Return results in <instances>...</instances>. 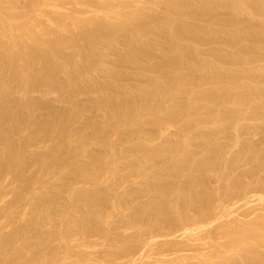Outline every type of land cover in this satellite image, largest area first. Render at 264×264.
Returning a JSON list of instances; mask_svg holds the SVG:
<instances>
[{"label": "bare ground", "instance_id": "1", "mask_svg": "<svg viewBox=\"0 0 264 264\" xmlns=\"http://www.w3.org/2000/svg\"><path fill=\"white\" fill-rule=\"evenodd\" d=\"M41 1L42 0H38V1L36 0L33 2L34 4L36 3L35 4L36 10L34 12L37 15L38 14H40V15L38 17L34 16L32 19H29V20H25L24 18L20 17L19 15L16 16V15H14V13H13V15L11 14L12 16L11 15L6 16L4 13L1 14V12H0V84H1L0 86H2L3 88L5 87L4 90L7 89L6 86L9 83V80H7V79L9 77L8 75H9L10 71L7 75V73H5V71H6L5 67H6V65L8 67L9 64L15 65L16 67H18L17 70H19L20 67H21L20 70L23 68L21 70L20 75L23 77L22 79L25 82H26V79L28 81L29 76H32V74L30 75V73L33 70L30 71L28 69V67L34 68L36 70L35 67L38 66L39 61H40L39 66H40V64H42V70L41 71H43V75H44V73H46L45 75L47 76L48 82H51L53 80L54 75H55V71H58L57 73H60L59 70L60 71L63 70V72L68 71L69 74H71L70 71H73V70L69 71V69H70L69 67L72 66L73 63L71 62V64H69L70 63L69 61L72 59V56H69V57H71V59L69 61H67V62H69L67 64L70 65V66L68 65L69 66L68 67L67 64H65L66 59L63 60L62 59L63 57L61 58L59 56L62 54L60 52L61 51L60 49L62 46L63 47L66 46L67 47V48L65 47L66 50L72 49L73 51L74 50H75V52L78 51L81 54V55H79V57H78V55H75V54H71V55H75L78 58H80V56H81L82 63L79 59L80 64H82L81 68L83 70H86V72L88 70L90 71V69H93L94 67L97 69H100V67H101V69L106 67V68L102 69L103 74H105L106 78L104 80L101 78L102 80H99L97 82L88 81V78L91 75L89 77H87V75H85L84 73L82 74L79 71L82 74V75L80 74L81 75L80 79L84 80L85 84H86V82L89 84L87 89L88 90L94 89L99 93L98 98L95 99L94 102L92 103V110H94L98 114L103 113V116L101 118L94 115L92 113L91 109H89L87 107H82L81 105H78V104H75V101L73 99L74 106L72 107V110H69L67 112V114H65L66 115L65 117L66 118L69 117V119L72 120L73 122L76 121L79 124L78 128L77 127L74 128L75 125L74 126H72V125L68 126V124L66 122H65V124H63L64 122L62 123L60 120L57 121L56 119H55L56 121H46L43 123H42V121H41V123L39 121H38L39 123L37 121L31 122L30 124H34L33 127H32V125H28L29 127L31 126V128L35 129V136L39 137V139L44 136V137L50 138L53 141V146L49 147L46 151H43L42 153L40 152V154L36 153L39 155L37 157H31V156H28L25 154L24 148L26 146L27 141L22 142L20 140V142H19V141H16L17 138L16 139L14 138L13 140H11L12 136L14 137L17 135V133H20L19 130H22L24 128V126L28 124L27 122L30 120H28L26 122L23 119H19V117L17 118L16 107H14L13 104L10 103V101H7L8 97H9L8 96L9 90H6V92L3 95H0V144H2V146L1 145L0 146L1 147L4 146V149L2 151L3 154L0 155V175L4 171H7V170L12 172V174L16 178L17 182H19L17 184V187H16L17 199L20 197H21V199L26 198V195H28V193H26L28 191H26V190H28V188L30 189V187L33 184L34 185L39 184L37 181H39L40 178H38V176H37V179H36V175L30 176L28 178H26V177L24 178V172L27 170V167H29L32 163H33L32 165H34V163L37 166L40 165L42 168L41 169L42 173H45L47 171L52 170L58 176L57 177L58 180L56 179L57 184L47 185V186L44 185L45 189L43 190V192L40 195H38V196L36 195V197L31 196L32 197L31 206H32L33 210L31 208L32 213L31 214L29 213L31 215L29 218L30 219L29 221L31 224L29 223V226H31V228H32L31 231L33 233H35L34 235H36V237H38V238L41 237L40 239L43 240V241H39L40 240L39 239L38 240L39 242H41L43 244V242L47 241L51 237V235L43 232V230H42L43 226L42 225L46 222L48 223V220L50 222L55 223L56 221H53V219L54 218L57 219L56 216L58 217V215H63L65 217L64 223H67L66 226H64L65 224H63V227L62 226H59V227L54 226V227H56V230L60 229L59 230L60 232L62 231L63 233H68V232H72L76 228L77 229L78 228H80V229L84 228L85 230H87V229L89 230L93 226L92 221H95V220H92V219L93 218L95 219L97 211L99 209L104 208V206L106 204L109 205V202H108L109 193L113 192V190L115 188H117L116 185H117V183H119L118 181H120L121 179L123 181L131 173L133 174L136 172L137 174L139 173V174L144 175L146 173L151 172L152 169H155L157 166L156 165L155 168L153 166V163L156 160L158 162L160 161L159 162L160 164H161V161L163 163L167 162L169 164V166L165 170L163 169V171H160L162 169H160V170L158 169V171H154L152 175L150 174L151 178H150V180H147V189H150L152 187L155 190L156 195H155V198H152V200H150L149 203H147V205L142 207L143 208V209H141L142 213L140 211L141 215H137V217L139 216L138 218L142 219V221L143 220H147V221L150 220V222H151V220L158 218L159 219L158 221H155L156 220L155 219L151 222V223L155 222L154 225L152 224V226H156V228L154 227L155 229H159V226L162 229L164 224L161 227L160 223L161 224L162 223L166 224L168 222L170 223V221H168V218L170 219V217H169L171 214L170 207L171 206L173 207V204L178 205L179 203H181V205H178V208L180 206L182 209V210H180L181 212H179V213H180V215H184V211L186 212L187 208L189 209L193 206L192 200H194L196 197H198V200L200 199V202L198 205L201 204V206H202V207L201 206L199 207V210L205 209V210L201 211V212H203L202 216H205L208 214L207 211H209V209L213 207L212 205H213V202L215 200L214 195L215 194L217 195V191L214 192V191H212V189L207 187L205 185V181L203 180V178L207 172L213 170L212 168L216 169L217 166L222 167L223 164L225 162H227V164H228L227 166H229V169H230L231 167L237 165L236 163H239L242 160L243 161L247 160V161L251 162V165L253 164L252 168L256 167L258 169L261 166L260 165L261 164L260 158H263V156L261 157V155L264 153H262L260 148L244 142V143H246L245 146L243 145V147H245L244 148L245 153H244V151H241L243 153H240V152L236 153V155H234L235 157L232 155L233 159L228 158L229 160H232V161H229V160H226V158L224 157L225 156L224 155L225 143H222V141H221V138H223V137L225 138L227 135H230V134L233 135L236 130H237V133H238V130L240 133L241 130L245 131V129H247V127L244 128V127H242V125H240L241 124L240 121H239L240 124L239 123H237V124L240 125L241 127L240 126L238 127L236 124V122L239 118L243 119L244 113H246L245 115H247V118H248V115H250L248 120H250L251 117L261 118L262 121L261 120L260 121L263 122V124L261 123V126H262V129L264 130V18L263 17L261 19L259 18L260 20L257 23H254L253 21H251V19L242 17L240 14V10H241L240 7H243V8L248 7L247 1H245V0H154V2L156 1V4H158V3L161 5L163 4V6H165V9H167V11L165 9H161L163 11L160 14H157V13L154 14L155 13V11H154L155 7H153V6H155V4L152 6L149 0H147L148 1L147 3L144 2L146 4L143 3L142 5L140 3L141 1L138 2L139 0H137V1L135 0L136 1L135 2L133 0L134 2L133 3L131 2L132 4L130 7H132V5H133L134 8L133 7L130 8L131 10L128 9L129 11H123V10L127 9V8L123 9L125 6L123 8L121 7L123 10H121L120 7H118L119 9L117 8V5H119V4H115V2L120 1V0H117V1L116 0H103V3H105V6H104V4H103V6H101V5L94 6L95 4L93 5V3H94L93 2L91 4L93 6V7L91 6L93 9L91 8L92 10L90 11L92 14L91 15L87 14L90 16L84 18L85 16H87V15H85L83 17L84 19L83 18L81 19L80 17H78V15H77L78 13H76V12H75L76 13V15H75L73 13H67L68 11L62 10L63 7L61 6V8H60L59 5H57L60 3H56V4H52V5H50L51 4L50 3L48 5L47 2L45 3L46 0L44 2H41ZM92 1L97 2L99 0H92ZM3 2H2V4H3ZM10 2L12 3V0L9 1L8 4ZM50 2H53V1H50ZM151 2H152V0H151ZM21 3H22V1H21ZM12 4H14V2ZM76 4H78V3H76ZM99 4H101V3H99ZM113 4L116 5V8H114L115 5H113ZM152 4H153V2H152ZM196 4H198V5L196 6ZM254 4H255L254 6L257 10H259V11L264 10V1L258 0V2L254 3ZM163 6H161V7H163ZM88 7H89V5H88ZM198 7H200V8H198ZM35 8H33V9H35ZM221 8H224L225 11H229V15L225 18L224 22L226 24L229 23L228 25L232 24V25H236V26H234V28L231 29L233 31H231L229 33V36L227 35L228 38L224 37L225 39H224L223 45H226L225 46L226 48L214 47L211 50L209 56L203 57V55L200 52L201 43L203 41L204 42L207 40L209 41V39L213 40L214 43H216L217 42L216 38L218 37L219 33L216 32L215 27L217 25H215V23L211 24V26H207V25L206 26H198L195 21L198 20L199 18H212V17L219 18L218 12L220 11ZM243 8H242V10L244 11ZM0 9H2V8H0ZM7 9H9V8H7ZM10 9H12V6L10 7ZM48 11H50L51 13L53 12L57 15L62 14L64 17H63V19L59 20V22H57L58 21L57 20V21H55L56 23H53L52 18H50L48 13H47ZM156 11H157V9H156ZM38 12H41V13H38ZM86 12H87V10H86ZM103 12H104V14H103ZM33 14L34 13H32V15ZM79 16L82 17V15H80V14H79ZM27 18H29V17L27 16ZM199 20H201V19H199ZM44 22L45 23L47 22L48 23L47 25H50V28L55 27V28H53L55 37L53 36L54 34L51 33L53 38L51 36L50 38H47V39H45V38L42 40L40 39L41 35L39 34V32L45 31L44 28H42V26L45 25ZM147 22L151 23V25H152L151 28L147 27V24H148ZM212 22H214V21H212ZM53 24H55V25L51 26ZM171 26L172 27L174 26L175 28L172 30L168 29ZM230 27H232V26H230ZM41 28L44 31H42ZM53 31H51V32H53ZM158 31L161 34L162 33L165 35L168 34L169 40L166 42V45L164 44L165 48H164V50H162L163 51L162 52L163 53L162 54L163 55L162 60L154 63L153 59H155V58H153V53H154L153 52V50H154L153 46L156 45L155 40H154V42H148L149 40L146 41L145 39H146V36L154 35L155 33H159ZM167 32H169V33H167ZM226 34H227V32H226ZM223 35H225V34H223ZM45 36L49 37L48 35H45ZM154 36H156V35H154ZM116 37L117 38L120 37V40L123 39V40H125V42L127 41V43H128V47L126 49L121 50V52H118V54H115L114 57L116 59V63L118 62L117 63L118 65L120 63L121 64H132V65H134L135 69L131 72H128L125 74H120L119 71L118 72L116 71V68L111 67V66L107 67V65L103 66L105 64V62L101 63L102 61H104L103 60L104 58H106V57L108 58V55H109L108 53H110V56H111V54L114 53V51H117V47L115 44H117V46L119 45L117 43V41H119V38L117 40ZM184 37L195 38L196 39V41H195L196 45L193 48L187 47V45H184V40H183V39H185ZM151 38L152 37H150V39ZM75 41H77L79 44L80 43L82 44L80 48H78V45H76L77 42L75 44ZM221 43H218L219 46L221 45ZM65 48H63V49H65ZM158 51H160V50H158ZM58 53H59V55H58ZM107 58H106V60H108ZM109 59L113 60V58H110V57H109ZM148 60H150L152 62L151 66L153 68H155L156 75H152V76H150L149 74L146 75V74H144V72H142V69L138 68L139 65H142V67H143V65L145 63H148L147 62ZM77 62H78V60H77ZM75 65L76 64H74V66ZM77 65H79V62ZM67 67L69 69H67ZM12 68H13V66H12ZM39 68L41 69V67H39ZM73 68H75V67L72 66V69ZM78 68H80V67H78ZM14 69L16 72V68H14ZM39 71L36 74H38V73L40 74ZM82 72H84V71H82ZM17 73L19 74L20 72L17 71L15 74H17ZM76 73H77V71H76ZM69 74H67V76ZM10 75H12V77H13V74H10ZM43 75H42V77H43ZM73 75L75 76V74H73ZM39 76H41V74ZM65 76H66V74H65ZM35 77L37 78V76H35ZM31 78H33V76L30 77V79ZM72 78H73V76H72ZM10 79H12V78H10ZM77 79L79 80V78H77ZM68 80H71V82H72V80H74V79H68ZM82 80H80V82L83 84ZM59 81H60V79H59ZM132 81H137V82L132 83ZM52 82H54V81H52ZM71 82H69V83L67 82V85H65L67 90H68V93H69V96H68L69 97L68 99H70L69 101H71L73 97L76 98L75 95L77 94V92L80 93L79 88H78L79 85L77 84L78 86H74V84H73L74 82L73 83H71ZM76 83H77V81H76ZM206 86H208V87H206ZM107 90H109V92ZM47 94H50V93H47ZM53 94H54V92H53ZM87 95H88V93H87ZM37 105H38V103H37ZM18 106H20V105H18ZM39 107H41V106H39ZM20 109H21V107H20ZM34 118L36 119V117H33V119ZM169 119H172V120L177 119L179 121V122H177L179 125V131H180V132H178L179 134H177V136L179 135V137H177L176 139H174V137H173V139H167V140L164 139L165 140L164 143H161L159 145H157V144L154 145L153 137L155 138V134L157 136V130L159 131V129L163 126V124L166 121H168ZM36 120H39V119H36ZM244 121H245V117H244ZM256 123H258V122H256ZM261 126H260V130H261ZM232 131H234V132H232ZM114 134H115V137L118 136L117 134L120 135V137H119L120 140L117 139L118 142L114 140L115 138L114 139L112 138ZM165 135H166V132H165ZM10 136H11V138H10ZM18 137H20V136H18ZM30 138H32V137H30ZM116 138H118V137H116ZM162 139L163 138L161 137V140ZM34 140H37V139H34ZM161 140H160V142H162ZM31 141H33V139ZM157 142H158V140H157ZM28 143H29V140H28ZM120 144L124 145V148ZM91 145H98V147H100V149L98 148L99 150L96 149L95 151L93 149L91 150L88 148ZM125 145L127 147H125ZM110 146H112L113 148ZM118 146H122V148H120V147L118 148ZM225 150H227V148ZM225 154H227V152H225ZM198 155H202V156L199 158ZM226 157H230V156L226 155ZM223 160H226V161L223 162ZM118 162L121 165H119ZM233 163H235V164H233ZM227 166L225 165L226 169H228ZM104 169H107L108 171L104 170ZM149 169H151V170L149 171ZM104 171H107V173L110 172V174H112V175L114 174L113 175L114 179H112V180L109 179L110 181L107 182L108 188L105 191H101V190H97V189L90 190L89 188L88 189L90 191H88V189H87V191H85V189L84 190L83 189L76 190L77 186L75 188L71 186L73 184V183H71V181H73V180L76 181V179H81V180L85 179V180L92 182L95 185L96 184H98V185L102 184V183H98V181H101L99 179H101V177H103L102 175L104 174L103 173ZM37 173H38V171L36 172V174ZM183 174L188 179V183H189L188 185L191 189H193L191 184H200L201 185V188H202L201 194L198 195L197 193L193 192L191 189L190 190L188 189L189 192L188 191H184V192L182 191L183 187H184V190L187 189V188L185 189V186L182 187L181 184H179V182H178V178H180V176L183 177ZM56 175L54 174V176H56ZM146 175H144V176H146ZM161 175L162 176L165 175L164 176L165 178L161 179L160 178ZM106 176H108V175H106ZM223 176H225V175H223ZM104 177H105V175H104ZM117 177H119L118 178L119 180L117 179ZM109 178H111V177H109ZM224 178H226V176ZM229 179L226 183L230 182L233 178L230 181H229ZM238 179H239V177H238ZM34 180L36 181V183ZM42 181L45 182V180H41L39 182L42 183ZM56 181H55V183H56ZM233 181H232V184H233ZM78 182H79V180H78ZM70 183H71V185H70ZM88 184H90V183H88ZM230 184H231V182H230ZM69 186H71L72 188ZM73 186H75V183ZM154 187H157V189ZM233 187H236V186H233ZM93 188H94V186H93ZM123 188H124V186H123ZM63 189H64V191L67 189V190H71V192H73V194H71L72 195L71 199L68 202H66L65 200L62 201V198L64 197V193L61 190H63ZM153 189H152V191H153ZM171 189H174V191H177L179 193V195H177L178 193L176 192L177 196H176V198H174L175 201H170V200L166 199V198H169L170 196L169 197L166 196V198H165L166 194L164 195V190L169 191ZM239 189H241V188H239ZM5 190H7V189H4V191ZM146 191H149V190H146ZM174 191L172 193H174ZM185 192H188L189 196ZM62 193H63V197H61ZM130 193H132V194H130ZM130 193L127 194V195L130 194L129 197H131L133 194H135L132 191ZM180 193H182L181 195H184V193H185V195H187V197L184 195L185 196L184 201H183V198H181ZM127 195H124V196L127 197ZM23 196H24V198H22ZM255 196H256V194H255ZM246 197H244V198H246L247 201H248V198L251 200L254 199L253 195H252L253 199L251 198V196L249 197V194H248V196L246 195ZM21 199H19V200H21ZM176 199H177V201H176ZM256 199H258V198H256ZM256 199H255V201H256ZM263 199H262V201H260V200H258V201L262 203L264 201ZM258 201H256L255 203H253V201H252L251 204H250V201H248L246 204H245V202L244 203L242 202V204L240 206H242L243 204L247 205L249 203L250 205L248 204V206H250L249 207L250 209L248 208V210H250L252 212V210L255 208V206H254V208L251 210V208H252L251 206H253L252 203L257 204ZM245 205H243V207H242L243 209H244ZM232 207H233V209L235 208L234 206H231L230 210H233ZM176 208H177V206H176ZM221 208L222 207H220L218 209H221ZM236 208H238V205L236 206ZM123 209H124V207H123ZM243 209H242V211H243ZM250 211H248V213H250ZM173 212H174V210H173ZM205 212H207V213H205ZM176 213H178V210ZM223 213H224V210H223ZM233 213L236 214V212H233ZM125 214H126V212H125ZM173 214H175V213H173ZM216 214H217V216L219 215L218 213H215V215H214L215 220H216L215 222H219V224H220L221 223L220 221L222 220V218H221V220H217ZM231 214L232 213H230L228 215L231 216ZM245 214H247V212ZM224 215L225 216L227 215L226 210H225ZM224 215L222 214V216H224ZM238 215H237V217H238ZM19 216H20V214H19ZM24 216H26V214ZM175 216L176 215H174V217ZM194 216H196V214ZM222 216H220V217H222ZM225 216L223 217V220H224V218L227 219V217H229V216H226V217ZM249 216H250V214H249ZM189 217H191V216H189ZM220 217L218 219H220ZM243 217H245V216H243ZM177 218L178 217L176 216V219ZM180 218H183L182 220H184L183 222L185 224L188 222V221L187 222L185 221L188 218L186 219L183 216H181ZM22 219H24V218H22ZM160 219L162 221H160ZM176 219H174V221ZM179 219H178V222H176V224L179 223L180 221H182V220L179 221ZM251 219H253V217ZM29 221H26V222H29ZM110 221H111V219H110ZM174 221L172 220V222H174ZM210 221H211V219L209 220V222ZM228 221H230V220H228ZM259 221H261V219ZM242 222L244 223L245 221L243 220ZM156 223H159V224H156ZM207 223L208 222H206V224L203 225L204 224V222H203V224L201 223V226L203 225V226L208 227L209 223L208 224ZM212 223L214 224V222H212ZM168 224H166V226ZM236 224L241 225L239 222ZM257 224L255 223L254 225L257 226ZM194 225H197V222ZM261 225L262 224L258 225L259 229L262 228ZM169 226H170V224H169ZM169 226H167V227H169ZM183 226H181V227H183ZM201 226L199 225V227H201ZM232 226L233 225H231V228H232ZM245 226L247 227V225H245ZM184 227H186V228L189 227L188 229H190V225L189 226L185 225ZM193 227H195V226H192L190 230H193L192 229ZM196 227L198 228V226H196ZM196 227H195V229H196ZM238 227L239 226H237V227L235 226V228L237 229V230H235L236 235H233V232L231 231L233 238L229 234V236H231L232 240L233 239L235 240V238L239 239L240 237L246 238V235H249V234H252L253 236H255L254 234H256L254 232H249L251 229H252L251 231H253V229H254L253 226H252L253 228L250 226L251 227L250 229H249V227H247L248 231L247 230L246 231L248 233L245 232L243 227L241 229L243 231H241V230L238 231ZM240 227H239V229H240ZM94 228L95 227H92L93 230H94ZM154 228H152V229H154ZM164 228H165V226H164ZM92 229H90V230H92ZM219 229H221V232H222L223 227L222 228L219 227ZM263 229H264V226H263ZM190 230H188V231H190ZM74 231H76V230H74ZM193 231H195V230H193ZM217 231H218V229L216 230V232ZM254 231H255V229H254ZM162 232H164V231H162ZM168 232H170V231H168ZM181 232H183V233H181ZM181 232L180 233L182 235L184 233H186L185 230L184 231L181 230ZM196 232H197V230H196ZM204 232H207V231H203V233ZM212 232H214V231H212ZM208 233H209V231H208ZM257 233H258V231H257ZM164 234H165V232H164ZM181 234H180V236H181ZM259 234H261V233H259ZM169 235H167V236H169ZM176 235L177 234H175L174 236H176ZM213 235H215V234L213 233ZM20 236L22 238H24V240L26 241V243H25L26 246H31L32 249H34L33 248L34 246L40 245V243L39 244L37 243L38 241L36 242V237H33L32 235H28V233L25 230L19 231L17 229L15 232H13V234L0 237V254L3 253L4 251H6L8 249L7 247L9 245H11V243H13ZM157 236H155V237H157ZM171 236H172V234H171ZM193 236H195V234L190 236V237L193 238ZM170 237L168 239L172 238V237L171 238ZM177 237H175V238L177 239ZM209 237H211V236H209ZM250 237H251V235H250ZM263 237H264V235H263ZM187 238H189L188 235H187ZM183 239L185 240L186 238H183ZM203 239H204V237H203ZM251 239H252V237H251ZM255 239H256V237H255ZM172 240H174V239H172ZM222 240L224 241V239H222ZM228 240H230V239H228ZM181 241H182V239H181ZM81 242H82V240H81ZM152 242H154V240ZM165 242H166V239H165ZM165 242H163L162 244H164ZM197 242H199V241H197ZM73 243H74V241H73ZM82 244H83V242H82ZM112 244H113V242H112ZM247 244H249V243L247 242ZM198 245H199V243H198ZM129 246H130V248L132 247V245H129ZM129 246L127 248H129ZM216 246H218V245H216ZM86 247H88V246H86ZM97 247H98V245H97ZM146 247H148V246H146ZM215 248H217V247H215ZM23 249L24 248H22V250ZM28 251H31V250H28ZM34 251H32V252H34ZM132 251H133V249H132ZM226 251H228V250H226ZM7 252H11V251L7 250L5 253H7ZM71 253H70V255H71ZM143 253H142V255H143ZM190 254H192V253H190ZM199 254L201 255V252ZM16 255L17 254H14V252H13V254L8 253L9 259H8L7 264H13L15 262V258L18 257ZM65 255L67 256V254H65ZM88 255L91 256L89 253H88ZM193 255H196V254H193ZM185 256H187V254ZM204 256L202 254V258ZM2 257H3V255H2ZM32 257H31V259H32ZM93 257H94V255H93ZM140 257H141V254H140ZM189 257H190V255H189ZM85 258H87V257L85 256ZM152 258H153V256H152ZM210 258H211V256H210ZM5 259H6V257H5ZM142 259H143V257H142ZM185 259H184V261H185ZM96 260H97V258H96ZM102 260H104V259H102ZM179 260H181V258ZM87 261L88 260H86V262ZM186 261H188V259ZM18 262H19V259H18ZM25 262H27V261H25ZM72 262L73 261H71V263ZM86 262H84V263H86ZM88 262L91 263L90 261H88ZM104 262H105V260H104ZM145 262H146V260H145ZM175 262H177V261H175ZM89 263H87V264H89ZM98 263H100V262H98ZM211 263H212V261H211ZM78 264H81V263H78ZM119 264H120V261H119ZM161 264H164V263H161Z\"/></svg>", "mask_w": 264, "mask_h": 264}, {"label": "rangeland", "instance_id": "2", "mask_svg": "<svg viewBox=\"0 0 264 264\" xmlns=\"http://www.w3.org/2000/svg\"><path fill=\"white\" fill-rule=\"evenodd\" d=\"M4 1V2H3ZM9 1H11V0H9ZM8 0H0V8H2V9H0L1 11V14H5L6 16H10L11 14L13 15V13H14V15H16V16H20V17H22V18H24L25 20H29V19H32L34 16H39L40 14H36L34 11L36 10V8H35V4L33 3L34 1H36V0H12V3L14 2V4H12L11 2L8 4V2H9ZM21 1H22V3H21ZM38 1V0H37ZM45 0H42L41 2H44ZM50 1H53V2H50ZM46 0L45 1V3L47 2V4L49 5L50 3V5H52V4H56V3H60V4H57V5H59V7L61 8V6L63 7L62 8V10H64V11H68L67 13H73V14H75L76 15V13H78L77 15H78V17H80L81 19L85 16V15H87V14H92L90 11L93 9L92 7V3H93V5L94 6H97V5H101V6H103V4H104V6H105V3H103V0H99V1H92V0ZM102 1V2H101ZM117 1V0H116ZM135 1V0H134ZM133 0H120V1H117V2H115V4H119V5H117V8L118 7H124L123 9H125V8H127L126 10H123L122 8H121V10H123V11H129L128 9H130V8H132L133 7V5H132V7H130L131 6V4L134 2ZM137 1V0H136ZM135 1V2H136ZM141 1V2H140ZM150 1V3H151V5L153 6L154 4H155V6H153V7H155V9H154V11H155V13L154 14H160L163 10H161V9H165V6H163V4L161 5V4H156V1L154 2V0H152V2H153V4H152V2H151V0H149ZM245 1H247L248 2V4H247V6L248 7H245V8H243V7H240L241 8V10H240V14H241V16L242 17H244V18H249V19H251V21H253L254 23H257L262 17L264 18V10H257L256 8H255V4L254 3H256V2H258V0H245ZM250 1V2H249ZM256 1V2H255ZM260 1H264V0H260ZM2 2H3V4H2ZM40 2V3H41ZM49 2V3H48ZM88 2V3H87ZM119 2V3H118ZM123 2V3H122ZM125 2V3H124ZM132 2V3H131ZM138 2H140L141 3V5L144 3V2H148L147 0H139ZM246 2V3H247ZM7 3V4H6ZM70 3V4H69ZM75 3V4H74ZM76 3H78V4H76ZM99 3H101V4H99ZM146 3H144V4H146ZM5 4V5H4ZM12 4V5H11ZM72 4V5H71ZM74 4V5H73ZM80 4V5H79ZM86 4V5H85ZM115 4H113V5H115ZM129 4V5H128ZM10 5V6H9ZM15 7H14V6ZM70 5V6H69ZM76 5V6H75ZM88 5H89V7H88ZM122 5V6H121ZM140 5V4H139ZM163 6V7H161V6ZM198 4H196V6H197ZM5 8H4V7ZM12 6V9L14 10H12V9H10V7ZM75 6V7H74ZM92 6V7H91ZM128 6V7H127ZM195 6V7H196ZM140 7V6H139ZM7 8H9V9H7ZM33 8H35V9H33ZM65 8V9H64ZM67 8V9H66ZM92 8V9H91ZM114 8H116V5H115V7ZM134 8V7H133ZM198 8H200V7H198ZM239 8V9H240ZM242 8L244 9V11L242 10ZM70 9V10H69ZM77 9V10H76ZM119 9V8H118ZM156 9H157V11H156ZM161 11H160V10ZM196 9V8H195ZM11 10V11H10ZM76 10V11H75ZM86 10H87V12H86ZM131 10V9H130ZM166 11H167V9H165ZM8 11V12H7ZM73 11V12H72ZM89 11V12H88ZM219 11V10H218ZM217 11V12H218ZM25 12V13H24ZM76 12V13H75ZM80 12V13H79ZM82 12V13H81ZM85 12V13H84ZM106 12V11H105ZM108 12V11H107ZM32 13H34L33 15H32ZM38 13H41V12H38ZM48 13V15H49V17L50 18H52V20H53V23H56L55 21H57V22H59V20H61V19H63V15L61 14H59V15H57V14H55V13H51L50 11H48L47 12ZM215 13V12H214ZM219 13V18H216V17H212V18H199V19H201V20H196L195 22H196V24L198 25V26H211V24H213V23H215V25H217L216 27H215V29H216V32H218L219 33V35H218V37L216 38V40H217V42L216 43H214V41L213 40H210L209 39V41L207 40V41H203L202 43H201V47H200V52H201V54L203 55V57H207V56H209L210 55V52H211V50L214 48V47H217V48H219V47H224V48H226L225 46L226 45H223V43H224V39L225 38H228L227 37V35L229 36V33L231 32V31H233V30H231L232 28H234V26H236V25H228L229 23H225L224 22V20H225V18L229 15V11H225V9L224 8H221L220 9V11L218 12ZM28 14V15H27ZM52 14V15H51ZM79 14L80 15H82V17L81 16H79ZM103 14H104V12H103ZM11 15V16H12ZM29 17V18H27V16ZM72 15V14H71ZM90 15H87V16H85L84 18H86V17H89ZM263 15V16H262ZM24 16V17H23ZM31 16V17H30ZM259 16V17H258ZM41 17V16H40ZM27 18V19H26ZM59 18V19H58ZM83 18V19H84ZM221 18V19H220ZM257 18V19H256ZM260 18V19H259ZM256 19V20H255ZM216 20V21H215ZM204 21V22H203ZM212 21H214V22H212ZM221 21V22H220ZM212 22V23H211ZM45 23V22H44ZM148 24H147V27H149V28H151L152 27V25H151V23L150 22H147ZM210 23V24H209ZM48 23L46 22L45 23V25H43L42 26V28H44V30H42V28H41V30L42 31H44V32H39V34L41 35L40 37V39L42 40V39H47V38H50L52 35H51V33H53L54 34V29L53 28H55V27H53V28H50V25H47ZM55 24H53V25H51V26H54ZM149 25V26H148ZM225 25V26H224ZM227 25V26H226ZM175 26V25H174ZM169 27L168 29H174L175 27ZM230 26H232V27H230ZM40 30V31H41ZM51 31H53V32H51ZM159 32V31H158ZM226 32H227V34H226ZM43 33V34H42ZM46 33V34H45ZM49 33V34H48ZM167 33H169V32H167ZM223 34H225V35H223ZM43 35V36H42ZM45 35H48L49 37H47V36H45ZM154 35H156V36H154ZM154 35H149L150 37H152L151 39H150V37L149 36H146V41H148V42H154V40H155V43H156V47L155 46H153V58H155V59H153L154 60V63H156V62H158V61H161L162 60V58H163V51L162 50H164V48H165V45H166V42L169 40L168 38H169V36H168V34H161L160 32L159 33H155ZM54 37H55V34L53 35ZM53 36H52V38H53ZM225 37V38H224ZM118 38H119V41H117L118 40ZM116 37V41H117V43L119 44L118 46H117V44H115L116 45V47H117V51H114V53H112L111 54V56H110V53H108L109 55H108V60H106V58H104L103 60L104 61H102L101 63H103V62H105V64L103 65V66H106L107 65V67L108 66H111V67H114V68H116V71L118 72L119 71V73L120 74H125V73H128V72H131V71H133L134 69H135V67H134V65H132V64H117L116 63V59H115V54H118V52H121V50H124V49H126L127 47H128V43H127V41L125 42V40H123V39H121L120 40V37ZM185 39H183L184 40V45H187V47H194L196 44H195V41H196V39L195 38H193V37H189V38H186V37H184ZM222 38V39H221ZM192 40V41H191ZM194 41V42H193ZM76 42L77 41H75V44H76ZM222 42V43H221ZM126 43V44H125ZM161 43V44H160ZM214 45H213V44ZM218 43H221V45L219 46V44ZM165 44V45H164ZM205 44V45H204ZM76 45H78V48H80L81 47V43L79 44L78 42H77V44ZM159 45V46H158ZM161 45V46H160ZM63 47V46H62ZM61 47V55H59V53H58V55L64 60V59H66V62H65V64H67V63H69V64H71V62L73 63V67H75V68H73L72 69V66H70L69 64H67V66L70 68H68L67 67V69H69V71L70 70H73V71H70V73L71 74H69V72L67 71H65V72H63V70L62 71H60L59 70V72L60 73H57L58 71H55V75H54V78H53V80L52 81H54V82H48V80H47V76L45 75L46 73H44V75H43V71H41L42 70V64H40V66H39V63H40V61L38 62V66H36L35 68H36V70L34 69V68H29L28 67V69L31 71V70H33V71H31V73H30V75L32 74V76H33V78H31L30 79V77H32V76H29V79H28V81H27V79H26V82L22 79L23 77L20 75L21 74V70L23 69H21L20 70V68H19V70H17L18 69V67H16L15 65H8V67H7V65H6V67H5V69H6V71H5V73H7V75H8V73H9V71H10V73H9V77H8V79L7 80H9V83H8V85L6 86V90H9L8 91V100L7 101H10V103L11 104H13V106L14 107H16V109H17V118L19 117V119H23L24 121H28V120H30V121H28L27 123V125H25L24 126V128L22 129V130H19L20 131V133H17V135L16 136H12V139L11 140H13L14 138L16 139V141H19L20 142V140L23 142V141H27V143H26V146H25V148H24V152H25V154L26 155H28V156H31V157H37V156H39L38 154H40V152L42 153L43 151H46L49 147H52L53 146V141L50 139V138H48V137H42V138H40L39 139V137H36L35 136V129H33V128H31V126L29 127L28 125H32V127H33V125L34 124H30L31 122H40L41 123V121H42V123L43 122H46V121H61L63 124H65V122L68 124V126L70 125H72V126H74V128H78V126H79V124L75 121V122H73L72 120H70L69 119V117L68 118H66L65 116V114H67V112L69 111V110H72V107L74 106V101H75V104H78V105H81L82 107H87V108H89V109H91L92 110V103L94 102V100L95 99H97L98 98V92L96 91V90H94V89H90V90H88L87 89V87L89 86V84L86 82V84L84 83V80H82V79H80L81 78V75L84 73L85 75H87V77H89L90 75V77L88 78V81H94V82H97V81H99V80H104L106 77H105V74H103V71H102V69H104V68H106V67H104V68H102L101 69V67H100V69H97V68H93V69H90V71L88 70L87 72H86V70H83L81 67V65L82 64H80V61H81V63H82V58H81V56H80V58H78L79 57V55H81L78 51H76L75 52V50L73 51L72 49V51L69 49V50H66V48L65 47H63V48H65V49H63ZM212 47V48H211ZM158 50H160V51H158ZM67 51V52H66ZM73 52V53H72ZM156 52V53H155ZM77 53V54H76ZM71 54H75V55H78V57L77 56H75V55H71ZM114 54V55H113ZM69 56H72V59H71V57H69ZM75 56V57H74ZM69 57V58H68ZM75 59H74V58ZM78 59H77V58ZM109 57L110 58H113V60L112 59H109ZM71 59V60H70ZM78 60V62H79V65H77L78 64V62H77V60ZM79 59H80V61H79ZM70 60V61H69ZM67 61H69V62H67ZM76 62V63H75ZM112 62V63H111ZM115 62V63H114ZM148 63H145L144 65H143V67H142V65H139L138 66V68H140V69H142V72H144V74H146V75H150V76H152V75H156V71H155V68H153L152 66H151V61L150 60H148L147 61ZM111 63V64H110ZM74 64H76L75 66H74ZM12 66H13V68H12ZM15 66V67H14ZM38 67V68H37ZM39 67H41V69L39 68ZM78 67H80V68H78ZM120 67V68H119ZM124 67V68H123ZM11 68V69H10ZM14 68H16V72L17 71H19L20 73L18 74H15L16 72H15V69ZM78 68V69H77ZM95 69V70H94ZM40 70V71H39ZM29 71V72H30ZM40 72V74H41V76H39L40 74L38 73V74H36L37 72ZM76 71H77V73H76ZM82 73H80V72ZM82 71H84V72H82ZM95 71V72H94ZM73 72V73H72ZM86 72V73H85ZM149 72V73H148ZM57 73V74H56ZM66 74V76H65V74ZM93 73V74H92ZM98 73V74H97ZM10 74H13V77H12V75H10ZM67 74H69L68 76H67ZM73 74H75V76L73 75ZM81 74V75H80ZM18 75V76H17ZM42 75H43V77H42ZM80 75V76H79ZM84 75V76H85ZM93 75V76H92ZM6 76V75H5ZM35 76H37V78L35 77ZM39 76V77H38ZM71 76V77H70ZM72 76H73V78H72ZM6 77V78H7ZM35 77V78H34ZM69 77V78H68ZM79 78V80L77 79V78ZM10 78H12V79H10ZM43 78V79H42ZM102 78V79H101ZM39 79V80H38ZM45 79V80H44ZM59 79H60V81H59ZM68 79H74V80H72V82H71V80H68ZM77 79V80H76ZM77 81V83H76V81ZM80 80H82L83 81V84L80 82ZM86 81V80H85ZM40 82V83H39ZM67 82L69 83V82H71V83H73L74 84V86H78V88H79V92L80 93H78L77 92V96L75 95V97L76 98H72V100L71 101H69L70 99H68L69 97V93H68V90H67V88H66V86L65 85H67ZM79 82V83H78ZM131 82V81H130ZM135 83V82H137V81H132V83ZM11 83V84H10ZM27 83V84H26ZM42 83V84H41ZM44 83V84H43ZM49 83V84H48ZM76 83V84H75ZM78 84V85H77ZM82 84V85H81ZM1 85V84H0ZM28 85V86H27ZM36 85V86H35ZM48 85V86H47ZM64 85V86H63ZM9 86V87H8ZM33 86V87H32ZM209 86V85H208ZM208 86H206V87H208ZM24 87V88H23ZM49 87V88H48ZM5 88V87H4ZM4 88L2 87V86H0V95H3L5 92H6V90H4ZM14 90V91H13ZM29 90V91H28ZM64 90V91H63ZM35 91V92H34ZM59 93H58V92ZM108 92H109V90H107ZM3 92V93H2ZM27 94H25V93ZM53 92H54V94H53ZM2 93V94H1ZM11 93V94H10ZM37 93V94H36ZM45 93V94H44ZM47 93H50V94H47ZM56 93V94H55ZM87 93H88V95H87ZM18 94V95H17ZM61 94V95H60ZM80 94V95H79ZM23 95V96H22ZM87 95V96H86ZM13 96V97H12ZM27 96V97H26ZM43 96V97H42ZM56 97V98H55ZM78 98V99H77ZM73 99H74V101H73ZM76 99V100H75ZM35 100V101H34ZM56 101V102H55ZM60 101V102H59ZM28 102V103H27ZM37 102L38 103V105L39 106H41V107H39L38 105H37V103L35 104V103ZM34 103V104H33ZM66 103V104H65ZM42 104V105H41ZM72 104V105H71ZM85 104V105H84ZM18 105H20V106H18ZM33 105V106H32ZM37 105V106H36ZM23 106V107H22ZM60 106V107H59ZM71 106V107H70ZM20 107H21V109H20ZM30 107V108H29ZM51 110H50V109ZM92 113L94 114V115H96L97 117H99V118H101L102 116H103V113H100V114H98L97 112H95L94 110H92ZM32 114V115H31ZM34 114V115H33ZM44 114V115H43ZM246 113H244L243 115V119H236L237 120V122H236V124L237 123H239V121L241 122V124L240 125H242V127H244V128H246L247 127V129H245V131L243 132L242 130H241V132L239 133V130H238V133H237V130L234 132V131H232V132H234V134L232 135V134H230V135H227L225 138L227 139H225L224 137L223 138H221V141H222V143H225V145H224V147H225V149L227 148V150H225L224 149V151L225 152H227V154H225V152H224V157L226 158V160H229L228 158H231V159H233V156L234 155H236V153H243V152H241V151H244L245 149V147H243V145L245 146V144L247 143V144H251V145H253V146H256V147H258V148H260L261 149V151H262V153H264V130L262 129V126H261V123L263 124V122H261L262 121V119L261 118H257V117H251L250 118V120H248V118L250 117V115H248V118H247V115H245ZM21 116V117H20ZM242 116V115H241ZM33 117H36V119H39V120H36L35 118L33 119ZM244 117H245V121H244ZM53 118V119H52ZM61 118V119H60ZM242 118V117H241ZM56 119V120H55ZM65 119V120H64ZM64 120V121H63ZM261 120V121H260ZM247 121V122H246ZM249 121V122H248ZM38 122V123H39ZM177 122H179L177 119H175V120H172V119H169L168 121H166L164 124H163V126L159 129V131L157 130V136H156V134H155V138L153 137V143H154V145L155 144H157V145H159V144H161V143H164V141L165 140H167V139H173V137H174V139H176L177 137H179V135L177 136V134H179L178 132H180L179 131V125H178V123ZM253 122V123H252ZM256 122H258V123H256ZM77 124V125H76ZM240 125H238L237 124V126L239 127ZM247 125V126H246ZM27 126V127H26ZM260 126H261V130H260ZM241 127V126H240ZM259 127V128H258ZM170 129V130H169ZM259 129V130H258ZM162 130V131H161ZM166 130V131H165ZM165 132H166V135H165ZM169 133V134H168ZM23 134V135H22ZM161 134V135H160ZM118 136H116V137H118V138H116L115 137V134L113 135V139L115 140V141H117V139H119L120 140V135L119 134H117ZM160 135V136H159ZM176 135V136H175ZM235 135V136H234ZM18 136H20V137H18ZM30 137H32V138H30ZM161 137L163 138L162 140H161ZM165 137V138H164ZM10 138H11V136H10ZM19 138V139H18ZM158 138V139H157ZM229 138V139H228ZM33 139V141H31V140ZM34 139H37V140H34ZM165 139V140H164ZM179 139V138H178ZM28 140H29V143H28ZM50 140V141H49ZM113 140V141H114ZM156 140V141H155ZM157 140H158V142H157ZM160 140L162 141V142H160ZM35 141V142H34ZM47 141V142H46ZM43 142V143H42ZM118 142V141H117ZM244 142H246V143H244ZM43 144V145H42ZM1 146H2V144H0ZM119 145V144H118ZM120 145H122V144H120ZM127 145V144H126ZM125 145V147H127ZM0 146V147H1ZM47 146V147H46ZM117 146V145H116ZM123 146V148H124V145H122ZM122 146H118V148L120 147V148H122ZM263 146V147H262ZM33 147V148H32ZM110 147H112V146H110ZM236 147V148H235ZM27 148V149H26ZM89 149H93L94 151L97 149V150H99L100 149V147H98V145H91V146H89L88 147ZM99 148V149H98ZM113 148V147H112ZM116 148V147H115ZM232 148V149H231ZM3 149H4V146L3 147H1L0 148V155L1 154H3L2 153V151H3ZM30 149V150H29ZM36 153H38V154H36ZM201 153V152H200ZM199 153V154H200ZM244 153H245V151H244ZM34 155V156H33ZM226 155H228V156H230V157H226ZM233 155V156H232ZM202 155H198V157L200 158ZM263 156V158H264V154H262L261 155V157ZM235 157V156H234ZM263 158H260V162H261V166L257 169L256 167L255 168H252L253 166V164L251 165V162H249V161H247V160H242V161H238L239 163H236L237 165H235V166H233V167H231L230 169H229V166H227L228 164H227V162H225L226 160H223V162H225L224 164H223V166L222 167H220V166H217L216 167V169L215 168H212L213 170L212 171H209V172H207L206 173V175L204 176V178H203V180L205 181V185L207 186V187H209L210 189H212V191H214V192H216L217 191V195L215 194L214 196V198H215V200H214V202H213V207L212 208H210L209 209V211H207L208 212V214L207 215H205V216H202V213L203 212H201V211H203V210H205V209H200L199 210V207L201 206V204L200 205H198L199 204V202H200V199L198 200V197H196L194 200H192V207L191 208H187L186 209V212L184 211V215H180V213L179 212H181L180 210H182L181 209V207L179 206V208H178V205H181V203H179L178 205L177 204H173V207L171 206L170 207V210H171V214H170V219L168 218V221H170V226H169V224L168 223H166V224H168L167 226H169V227H167L166 226V224L165 223H160V225H161V227H162V225L164 224V226H165V228H164V226L162 227V229L160 228V226H159V229H155L156 228V226H152V224L154 225V223L155 222H153V223H151L153 220H155V221H158L159 219L158 218H155V219H153V220H151V222H150V220H143L142 221V219H140V218H138L137 217V215H141V213H142V211H141V209H143L142 207L143 206H145V205H147V203H149V201L150 200H152V198H155V195H156V192H155V190L151 187L150 189H147V180H150V174L152 175L153 174V172L154 171H158V169L160 170V169H162V170H160V171H163V169L165 170L166 168H168V166H169V164L167 163V162H162L161 161V164L156 160L154 163H153V166H154V168H155V166H156V168L155 169H152V171L151 172H149L151 169H149V173H146V174H144V175H146V176H144L143 174H137L136 172V174L135 173H131L127 178H125L123 181H122V179L120 180V181H118L119 179V177H117V181L119 182V183H117V188H115L114 190H113V192H110L109 193V199H108V202H109V205L108 204H106L105 206H104V208H102V209H99L98 211H97V214H96V216H95V219L93 218L92 220H95V221H92L93 223V226L92 227H95L94 228V230L92 229V227L90 228V229H92V230H85L84 228H76V229H74V230H76V231H72V232H68V233H63L62 231L60 232L59 230H56V227H54V226H62L63 227V224H65L64 226H66V224L67 223H64V220H65V217L63 216V215H58V217L56 216V218L57 219H53V221H56L55 223H53V222H50L49 220H48V223L46 222V223H44L42 226V230H43V232H45L46 234H49V235H51V237L47 240V241H45V242H43V244L41 243V242H39V241H43L42 239H40L41 237H36V235H34L35 233H33L31 230H32V228H31V226H29V223H30V214L32 213V210H33V208H32V206H31V199H32V197L34 196V197H36V195L38 196V195H40L42 192H43V190L45 189L44 187L45 186H47V185H55V184H57V181H56V179L58 180V176L56 175V173H54V171H52V170H50V171H47V172H45V173H42L41 172V166L40 165H35V163H34V165H30L29 167H27V170L24 172V178L26 177V178H28V177H30V176H34V175H36V179H37V176H38V178H40L41 180H45V182L44 181H42V183L41 182H39V181H41L40 179H39V181H37L39 184H31L30 186V189L28 188V190H26V191H28V192H26V193H28V195H26V198H24V196L22 197V198H24V199H21V197L20 198H18L17 199V197H16V187H17V184L19 183V182H17V180H16V178L14 177V175L12 174V172H10V171H4L1 175H0V237H2V236H7V235H10V234H13V232H15L17 229L19 230V231H22V230H25L27 233H28V235H32L33 237H36V242L39 244L40 243V245H38V246H34L33 248L34 249H32L31 248V246H26V241L24 240V238H22L21 236L19 237V238H17L13 243H11V245H9L7 248V250H9V251H11V252H7V253H5L6 251H4L3 253H1L0 254V264H7L8 263V259H9V257H8V253H12L13 254V252H14V254H17L16 256H18L17 258H15V262L13 263V264H78V263H83V264H87V263H89L88 261H90L91 263H89V264H119V261H120V264H161V263H164V264H205L207 261V263L206 264H264V237H263V231H264V229H263V226H264V201L261 203V202H259L258 200H260V201H262V199L264 198V159ZM263 159V160H262ZM229 161H232V160H229ZM228 161V162H229ZM157 162V163H156ZM167 163V164H166ZM118 164H119V162H118ZM163 164V165H162ZM233 164H235V163H233ZM119 165H121V164H119ZM225 165L228 167V169H226V167H225ZM162 166V167H161ZM231 166V165H230ZM35 167V168H34ZM158 167V168H157ZM34 168V169H33ZM220 168V169H219ZM252 169V170H251ZM104 170H107V169H104ZM225 170V171H224ZM38 171V173L40 174H36V172ZM52 171V172H51ZM108 171V170H107ZM107 171H104L103 173V177H101V179H99V180H101V181H98V183H102V184H93L92 182H90V181H88V180H85V179H76V181L75 180H73V181H71V183H73L72 185H71V183H70V185L72 186V187H76V190H78V189H85V191H87V189L89 188L90 190H92V189H97V190H101V191H105V190H107V188H108V181H110V180H112V179H114V177H113V175L112 174H110V172H108L107 173ZM250 171V172H249ZM49 172V173H48ZM219 172V173H218ZM227 172V173H226ZM237 172V173H236ZM11 173V174H10ZM234 173V174H233ZM54 174L56 175V176H54ZM222 174V175H221ZM247 174V175H246ZM49 175V176H48ZM53 175V176H52ZM104 175H105V177H104ZM106 175H108V176H106ZM142 175V176H141ZM223 175H225L226 176V178H224L225 176H223ZM117 176V175H116ZM165 175H161V179L162 178H165L164 177ZM223 176V177H222ZM229 176V177H228ZM231 176V177H230ZM256 176V177H255ZM109 177H111V178H109ZM113 177V178H112ZM238 177H239V179L241 180H239L238 179ZM243 177V178H242ZM103 178V179H102ZM182 178V179H181ZM224 178V179H223ZM230 178V179H229ZM233 178V179H232ZM52 179V180H51ZM105 179V180H104ZM110 179V180H109ZM228 179H229V181L231 182V184H230V182H228V183H226L227 181H228ZM236 181H235V180ZM247 179V180H246ZM78 180H79V182H78ZM182 180V181H181ZM234 180V181H233ZM35 181V180H34ZM55 181H56V183H55ZM106 181V182H105ZM232 181H233V184H232ZM252 181V182H251ZM86 182V183H85ZM178 182H179V184H181V186L183 187V186H185V189L186 190H184V187H183V189H182V191L184 192V191H188L189 192V190L191 189L190 187H189V183H188V179L184 176V174H183V177L182 176H180V178H178ZM35 183H36V181H35ZM74 183H75V186H73L74 185ZM78 183V184H77ZM88 183H90V184H88ZM121 183V184H120ZM14 184V185H13ZM16 184V185H15ZM43 184V185H42ZM216 184V185H215ZM229 184V185H228ZM45 185V186H44ZM89 185V186H88ZM106 185V186H105ZM121 185V186H120ZM192 185V188L193 189H191L193 192H195V193H197L198 195L199 194H201L202 193V188H201V185L200 184H191ZM2 186V187H1ZM15 186V187H14ZM35 186V187H34ZM71 186H69V187H71ZM93 186H94V188H93ZM123 186H124V188H123ZM233 186H236V187H233ZM10 187V188H9ZM71 187V188H72ZM142 187V188H141ZM230 187V188H229ZM146 188V189H145ZM154 188H156L157 189V187H154ZM159 188V187H158ZM234 188V189H233ZM239 188H241V189H239ZM4 189H7V190H5L4 191ZM39 189V190H38ZM65 189V188H64ZM64 189L63 190H61V191H63V193H64V197H63V193L61 194L62 196L61 197H63L62 198V201H66V202H68V201H70V199H71V194H73V192H71V190H65L64 191ZM88 189V191H90ZM119 189V190H118ZM152 189H153V191H152ZM189 189V190H188ZM236 189V190H235ZM35 190V191H34ZM75 190V191H76ZM124 190V191H123ZM146 190H149V191H146ZM151 190V191H150ZM223 190V191H222ZM4 191V192H3ZM33 191V192H32ZM120 191V192H119ZM134 192L135 194H133L131 197H129V195L130 194H132V193H130V192ZM171 191V192H170ZM174 191V189H171V190H164V195H165V198H166V196L167 197H169V198H166L167 200H170V201H175V199L174 198H176V196L177 195H179V193L177 192V191H174V193H172ZM220 191V192H219ZM14 192V193H13ZM137 192V193H136ZM155 194H154V193ZM178 194H177V193ZM182 192V193H183ZM188 192H185L188 196H189V193ZM259 192V193H258ZM25 193V194H26ZM31 193V194H30ZM128 193H130L129 195H127ZM182 193H180V195L182 194ZM185 193H184V195H185ZM246 193V194H245ZM177 194V195H176ZM219 194V195H218ZM248 194H249V197L251 196V198L253 199V197H252V195L254 196V199L253 200H251V199H249L248 198V201H250V204H251V202L253 201V203H255L256 201H258L257 202V204H253L252 203V205L253 206H251L252 208H251V210L254 208V206H255V208L252 210V212L250 211V210H248V208L250 207V206H248V204L247 205H245L248 201H247V197H246V195L248 196ZM255 194H256V196H255ZM124 195H127V197L129 198H127L126 196H124ZM173 195V196H172ZM181 195V198H183V201H184V197L186 196L187 197V195ZM18 196V195H17ZM32 196V197H31ZM148 196V197H147ZM183 196V197H182ZM262 198H261V197ZM19 197V196H18ZM111 197V198H110ZM125 197V198H124ZM172 197V198H171ZM244 197H246V198H244ZM258 198V199H256V198ZM113 198V199H112ZM261 198V199H260ZM19 199H21V200H19ZM112 199V200H111ZM172 199V200H171ZM243 201H242V200ZM255 199H256V201H255ZM29 200V201H28ZM137 200V201H136ZM264 200V199H263ZM176 201H177V199H176ZM181 201V200H180ZM216 201V202H215ZM247 201V202H246ZM25 202V203H24ZM107 202V203H108ZM195 202V203H194ZM220 202V203H219ZM242 202L244 203L245 202V204H243V205H245V207H244V209L242 208L243 207V205L242 206H240L241 204H242ZM139 203V204H138ZM183 203V202H182ZM237 203V204H236ZM114 204V205H113ZM118 204V205H117ZM135 204V205H134ZM224 204V205H223ZM233 204V205H232ZM249 204V205H250ZM18 205V206H17ZM29 205V206H28ZM113 205V206H112ZM191 205V204H190ZM219 205V206H218ZM222 205V206H221ZM238 205V208H236V206ZM260 205V206H259ZM13 206V207H12ZM176 206H177V208H176ZM218 206V207H217ZM226 206V207H225ZM231 206H234L235 208L233 209V207H232V209L233 210H230L231 208ZM19 207V208H18ZM118 207V208H117ZM123 207H124V209H123ZM202 207V206H201ZM220 207H222L221 209H218V208H220ZM224 207V208H223ZM247 207V208H246ZM12 208V209H11ZM31 208H32V210H31ZM112 208V209H111ZM173 208V209H172ZM176 210H175V209ZM214 208V209H213ZM27 209V210H26ZM116 209V210H115ZM139 209V210H138ZM242 209H243V211H242ZM246 209V210H245ZM250 209V208H249ZM259 209V210H258ZM9 210V211H8ZM173 210H174V212H173ZM177 210H178V213H176L177 212ZM190 210V211H189ZM223 210H224V213H223ZM225 210H226V212H227V215L226 216H229L228 214H230V213H232L231 214V216H229V217H227V219L226 218H224V220H223V217L225 216L224 214H225ZM128 211V212H127ZM140 211H141V213H140ZM240 211V212H239ZM248 211H250V213H248ZM11 212V213H10ZM72 212V211H71ZM125 212H126V214H125ZM192 212V213H191ZM207 212H205V213H207ZM233 212H236V214H234ZM247 212V214H245V213ZM259 212V213H258ZM262 212V213H261ZM20 214V216H19V214ZM28 213V214H27ZM30 213V214H29ZM74 213V212H73ZM138 213V214H137ZM140 213V214H139ZM173 213H175V214H173ZM215 213H218L220 216H222V214L224 215V216H222V217H220L219 215V217H220V219H218L219 217L217 216V214H216V219L217 220H221V218H222V220L224 221H220L221 223L219 224V222H215L216 220H215ZM222 213V214H221ZM239 215H238V214ZM242 213V214H241ZM26 214V216H24ZM99 214V215H98ZM136 214V215H135ZM196 214V216H194V215ZM249 214H250V216H249ZM258 214V215H257ZM174 215H176L178 218L176 219V216L174 217ZM180 215V216H179ZM211 215V216H210ZM237 215H238V217H237ZM242 215V216H241ZM257 215V216H256ZM260 215V216H259ZM263 215V216H262ZM12 216V217H11ZM111 216V217H110ZM181 216H183L184 218H188L187 220H185L187 223L185 224L183 221L184 220H182L183 218H180ZM189 216H191V217H189ZM214 216V217H213ZM225 216V217H226ZM243 216H245V217H243ZM259 216V217H258ZM26 217V218H25ZM196 217V218H195ZM209 217V218H208ZM212 217V218H211ZM235 217V218H234ZM247 217V218H246ZM253 217V219H251ZM258 217V218H257ZM16 218V219H15ZM19 218V219H18ZM22 218H24V219H22ZM160 218V217H159ZM176 219L175 221H174V219ZM180 218V219H179ZM198 218V219H197ZM231 218V219H230ZM239 220H237V219ZM256 218V219H255ZM97 219V220H96ZM110 219H111V221H110ZM178 219H179V221L180 220H182V221H180L179 223H177L176 224V222H178ZM193 219V220H192ZM211 219V223L209 222V220ZM234 219V220H233ZM242 219V220H241ZM249 219V220H248ZM261 219V221H259V220ZM58 220V221H57ZM133 220V221H132ZM140 220V221H139ZM172 220L174 221V222H172ZM198 220V221H197ZM200 220V221H199ZM207 220V221H206ZM228 220H230V221H228ZM245 221L244 223L242 222V221ZM255 220V221H254ZM26 221H29V222H26ZM160 221H162L161 219H160ZM208 222L209 223V226L208 227H206V226H203V225H205L206 224V222ZM236 221V222H235ZM241 224V225H239V224H236V223H238V222ZM257 221V222H256ZM63 222V223H62ZM113 222V223H112ZM146 222V223H145ZM183 224H182V223ZM196 222H197V225H194V224H196ZM201 222L202 224H203V222H204V224L201 226V223L199 224V223ZM212 222H214V224L212 223ZM234 222V223H233ZM53 223V224H52ZM62 223V224H61ZM135 223V224H134ZM151 223V224H150ZM207 223V224H208ZM225 223V224H224ZM249 225H248V224ZM257 224V226L258 225H260V224H262L261 225V227L262 228H260L259 229V226L257 227L256 225H254V224ZM31 224V223H30ZM51 224V225H50ZM91 224V225H92ZM156 224H159V223H156ZM201 226V227H199V225ZM212 224V225H211ZM230 226H229V225ZM252 224V225H251ZM28 225V226H27ZM46 225V226H45ZM175 225V226H174ZM185 225H190V229H191V227L192 226H198V228L196 227V229H195V227H193L192 229L193 230H195V231H193V230H190V229H188V228H186V227H184ZM216 225V226H215ZM222 225V226H221ZM231 225H233L232 226V228H231ZM237 227V226H241L240 227V229H239V227H238V231H240L241 229H242V227L244 228V230H245V232H247L248 230H247V227H249V229L253 226L254 227V229H255V231H254V229H253V231H249V232H254V233H256V234H254L255 236H253L252 234H249V235H246V238L245 237H243V238H239V239H236L235 238V240L233 239H231V236H232V232H233V235H236L235 234V230H237L236 228H235V226ZM243 225V226H242ZM245 225H247V227L245 226ZM150 226V227H149ZM181 226H183V227H181ZM214 226V227H213ZM251 226V227H250ZM46 227V228H45ZM54 227V228H53ZM139 227V228H138ZM142 229H141V228ZM146 227V228H145ZM155 227V228H154ZM219 227H223V230H222V232H221V229H219ZM246 227V228H245ZM252 227V228H253ZM256 227V228H255ZM61 228V227H60ZM152 228H154V229H152ZM158 228V227H157ZM169 228V229H168ZM171 228V229H170ZM173 228V229H172ZM184 228V229H183ZM232 230H231V229ZM22 229V230H21ZM80 229V230H79ZM126 229V230H125ZM133 229V230H132ZM165 229V230H164ZM205 229V230H204ZM208 229V230H207ZM210 229V230H209ZM218 229V233L216 232V230ZM225 229V230H224ZM258 229V230H257ZM2 230V231H1ZM114 230V231H113ZM154 230V231H153ZM175 230V231H174ZM181 230H185V232L186 233H184L183 235L181 234V233H183V232H181ZM188 230H190V231H188ZM196 230H197V232H196ZM230 232H229V231ZM247 230V231H246ZM31 231V232H30ZM59 231V232H58ZM120 231V232H119ZM142 231V232H141ZM162 231H164L165 232V234H164V232H161ZM168 231H170V232H168ZM189 233H188V232ZM193 231V232H192ZM203 231H207V232H204L203 233ZM208 231H209V233H208ZM212 231H214V232H212ZM224 231V232H223ZM228 231V232H227ZM232 231V232H231ZM241 231H243V230H241ZM257 231H258V233H257ZM159 232V233H158ZM174 232V233H173ZM176 232V233H175ZM178 232V233H177ZM181 232V233H180ZM191 232V233H190ZM196 232V233H195ZM3 233V234H2ZM62 233V234H61ZM108 233V234H107ZM116 233V234H115ZM125 233V234H124ZM138 233V234H137ZM141 233V234H140ZM181 234V236H180V234ZM188 233V234H187ZM193 233V234H192ZM211 233V234H210ZM213 233L215 234V235H213ZM248 233V232H247ZM259 233H261V234H259ZM106 234V235H105ZM159 234V235H158ZM170 234V235H169ZM171 234H172V236H171ZM175 234H177L176 236H174ZM189 236V238H187V235ZM195 234V236H193V238L192 237H190V236H192V235H194ZM201 234V235H200ZM207 234V235H206ZM224 234V235H223ZM229 234L231 235V236H229ZM78 235V236H77ZM157 236V237H155V236ZM162 235V236H161ZM167 235H169V236H167ZM179 235V236H178ZM227 235V236H226ZM250 235H251V237H252V239H251V237H250ZM257 235V236H256ZM62 236V237H61ZM74 236V237H73ZM80 236V237H79ZM110 236V237H109ZM143 236V237H142ZM172 238H171V237ZM178 236V237H177ZM184 236V237H183ZM202 236V237H201ZM209 236H211V237H209ZM245 236V235H244ZM83 237V238H82ZM88 237V238H87ZM152 237V238H151ZM171 238V239H168V238ZM175 237H177V239L175 238ZM199 237V238H198ZM203 237H204V239H203ZM207 237V238H206ZM217 237V238H216ZM221 237V238H220ZM235 237V236H234ZM255 237H256V239H255ZM260 237V238H259ZM262 237V238H261ZM63 238V239H62ZM73 238V239H72ZM112 238V239H111ZM126 238V239H125ZM154 238V239H153ZM183 238H186L185 240L183 239ZM198 238V239H197ZM213 238V239H212ZM232 238H233V236H232ZM59 239V240H58ZM82 240V242H83V244H82V242H81V240ZM104 239V240H103ZM151 239V240H150ZM165 239H166V242H165ZM172 239H174V240H172ZM181 239H182V241H181ZM188 239V240H187ZM191 241H190V240ZM193 239V240H192ZM208 239V240H207ZM219 239V240H218ZM222 239H224V241L222 240ZM226 239V240H225ZM228 239H230V240H228ZM254 239V240H253ZM259 239V240H258ZM154 240V242H152ZM184 240V241H183ZM203 240V241H202ZM207 240V241H206ZM218 240V241H217ZM237 240V241H236ZM258 240V241H257ZM25 241V242H24ZM73 241H74V243H73ZM137 241V242H136ZM149 241V242H148ZM170 241V242H169ZM174 241V242H173ZM181 241V242H180ZM190 241V242H189ZM197 241H199V242H197ZM229 241V242H228ZM234 241V242H233ZM246 241V242H245ZM250 241V242H249ZM256 243H255V242ZM76 242V243H75ZM112 242H113V244H112ZM131 242V243H130ZM147 242V243H146ZM163 242H165L164 244H162ZM173 242V243H172ZM179 242V243H178ZM184 242V243H183ZM192 242V243H191ZM205 242V243H204ZM214 242V243H213ZM227 242V243H226ZM231 242V243H230ZM239 242V243H238ZM243 242V243H242ZM247 242L249 243V244H247ZM68 243V244H67ZM72 243V244H71ZM88 243V244H87ZM152 243V244H151ZM176 243V244H175ZM181 243V244H180ZM197 243V244H196ZM198 243H199V245H198ZM233 243V244H232ZM253 243V244H252ZM100 244V245H99ZM148 244V245H147ZM166 244V245H165ZM170 244V245H169ZM183 244V245H182ZM201 244V245H200ZM205 244V245H204ZM211 244V245H210ZM242 244V245H241ZM252 246H251V245ZM61 245V246H60ZM72 245V246H71ZM94 245V246H93ZM97 245H98V247H97ZM129 245H132V247L130 248V246ZM154 245V246H153ZM168 245V246H167ZM177 245V246H176ZM180 245V246H179ZM204 245V246H203ZM209 245V246H208ZM216 245H218V246H216ZM66 246V247H65ZM84 246V247H83ZM86 246H88V247H86ZM129 246V248H127ZM146 246H148V247H146ZM150 246V247H149ZM180 248H179V247ZM200 246V247H199ZM214 246V247H213ZM228 246V247H227ZM30 247V248H29ZM69 247V248H68ZM215 247H217V248H215ZM227 247V248H226ZM22 248H24L23 250H22ZM26 248V249H25ZM29 248V249H28ZM90 248V249H89ZM98 248V249H97ZM127 248V249H126ZM141 248V249H140ZM143 248V249H142ZM147 248V249H146ZM246 248V249H245ZM12 249V250H11ZM16 249V250H15ZM65 249V250H64ZM70 249V250H69ZM77 249V250H76ZM110 249V250H109ZM132 249H133V251H132ZM214 249V250H213ZM233 249V250H232ZM28 250H31V251H28ZM35 250V251H34ZM94 250V251H93ZM145 250V251H144ZM226 250H228V251H226ZM232 250V251H231ZM254 250V251H253ZM13 251V252H12ZM29 253H28V252ZM32 251H34V252H32ZM52 251V252H51ZM55 251V252H54ZM70 251V252H69ZM80 251V252H79ZM86 253H85V252ZM144 253H143V252ZM209 251V252H208ZM220 251V252H219ZM20 252V253H19ZM68 252V253H67ZM72 252V253H71ZM93 252V253H92ZM147 252V253H146ZM201 252V255L199 254ZM211 252V253H210ZM55 253V254H54ZM70 253H71V255H70ZM88 253L91 255V256H89L88 255ZM107 253V254H106ZM127 253V254H126ZM142 253H143V255H142ZM183 253V254H182ZM190 253H192V254H190ZM208 253V254H207ZM217 253V254H216ZM226 253V254H225ZM6 254V255H5ZM29 254V255H28ZM54 254V255H53ZM65 254H67V256L65 255ZM84 254V255H83ZM94 255V257H93V255ZM110 254V255H109ZM138 254V255H137ZM140 254H141V257H140ZM162 254V255H161ZM166 254V255H165ZM187 254V256H185ZM193 254H196V255H193ZM202 254H203V258H202ZM230 254V255H229ZM236 254V255H235ZM255 254V255H254ZM2 255H3V257H2ZM56 255V256H55ZM70 255V256H69ZM88 255V256H87ZM135 257H133V256ZM138 257H137V256ZM189 255H190V257H189ZM239 255V256H238ZM33 256V257H32ZM66 256V257H65ZM78 256V257H77ZM85 256L87 257V258H85ZM96 256V257H95ZM152 256H153V258H152ZM194 256V257H193ZM209 256V257H208ZM210 256H211V258H210ZM5 257H6V259H5ZM23 257V258H22ZM31 257H32V259H31ZM47 257V258H46ZM64 257V258H63ZM75 257V258H74ZM80 257V258H79ZM92 257V258H91ZM101 257V258H100ZM113 259H112V258ZM137 257V258H136ZM142 257H143V259H142ZM180 257L181 258V260L183 261H181V260H179L178 258ZM252 257V258H251ZM66 258V259H65ZM72 258V259H71ZM90 260H89V259ZM94 258V259H93ZM96 258H97V260H96ZM107 258V259H106ZM186 258V259H185ZM195 258V259H194ZM199 258V259H198ZM18 259H19V262H18ZM24 259V260H23ZM28 259V260H27ZM74 259V260H73ZM102 259H104L105 260V262H104V260H102ZM160 259V260H159ZM174 259V260H173ZM184 259H185V261L188 259V261H184ZM201 259V260H200ZM203 259V260H202ZM213 259V260H212ZM6 262H5V261ZM32 260V261H31ZM38 260V261H37ZM40 260V261H39ZM46 260V261H45ZM49 260V261H48ZM56 260V261H55ZM86 260H88L87 262H86ZM93 260V261H92ZM101 260V261H100ZM107 260V261H106ZM111 260V261H110ZM136 260V261H135ZM145 260H146V262H145ZM173 260V261H172ZM222 260V261H221ZM25 261H27V262H25ZM31 261V262H30ZM36 261V262H35ZM61 261V262H60ZM71 261H73L72 263H71ZM81 261V262H80ZM86 262V263H84V262ZM103 261V262H102ZM109 261V262H108ZM113 261V262H112ZM175 261H179L178 263L177 262H175ZM200 261V262H199ZM205 261V262H204ZM211 261H212V263H211ZM25 262V263H24ZM34 262V263H33ZM43 262V263H42ZM75 262V263H74ZM94 262V263H93ZM98 262H100V263H98ZM133 262V263H132ZM171 262V263H170ZM175 262V263H174ZM188 262V263H187Z\"/></svg>", "mask_w": 264, "mask_h": 264}]
</instances>
